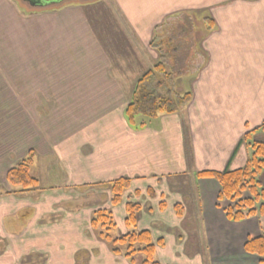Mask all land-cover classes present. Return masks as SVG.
Wrapping results in <instances>:
<instances>
[{
	"label": "crops",
	"instance_id": "crops-1",
	"mask_svg": "<svg viewBox=\"0 0 264 264\" xmlns=\"http://www.w3.org/2000/svg\"><path fill=\"white\" fill-rule=\"evenodd\" d=\"M11 2L0 0V11L15 9ZM98 2L94 6L72 2L32 14V49L20 48L14 70L10 69L14 66L10 55L0 52L2 78L10 71L33 74L32 97H18L21 118L16 143L3 131L9 126L0 121V190H9V168L30 149L39 170L53 158L63 173L56 182L50 166L47 177H40L49 187L24 194H0V264H48L43 257L40 261L29 257L38 247V242L33 246L30 242L47 236L54 240L63 237L66 254L76 258L81 255L85 261L81 264L89 260L105 263L100 257L103 248L107 249L104 243L99 244L105 247L93 248V252L84 246L77 250L69 243L80 231L88 237L90 230L82 226L89 224V213L99 204L78 201L91 194L109 196V192H101L103 187L109 189L103 182L120 177L131 178V189L135 187L136 194L146 195L142 190L153 189L154 176L169 175L185 167L189 161V134V150L195 155L196 168L223 170L247 131L244 123L264 120V102L253 97L250 90L264 82V0H107L110 10ZM200 10L212 16L217 28L197 43L193 38L198 50L191 65L187 57L174 70L180 76L187 68L188 88L193 92L190 105L185 111L148 119L144 127H132L124 110L139 78L153 67L154 58H160V52L151 44L155 32L168 19ZM206 20L203 24L207 27ZM175 37L173 33L165 41L172 44ZM181 44L177 43L175 49ZM133 58H141L146 65L131 61ZM224 60H228L225 69L219 67ZM230 70L236 75L228 77ZM216 83L234 90L233 94L223 91L229 99L222 100L220 114L210 112L211 100H206L210 98L209 90L210 95L216 92L211 89ZM41 105L49 107L40 112ZM244 150L242 145L231 163L233 169L246 163ZM197 183L196 194L186 198L189 223L184 225L185 218L183 228H204L212 253L222 250L218 254L223 264H263L258 257H236L240 249L234 243L242 237L228 231L221 235L217 230L221 223L215 218L221 219L220 208L215 200L214 206H206L205 185H212L216 196L219 183L209 178H199ZM57 185L65 186L59 189ZM175 190L183 203L181 189ZM224 221L228 222L226 217ZM54 228H77L78 232L69 229L60 237L53 230L54 234H42ZM222 236L224 242L215 240ZM180 239L179 247L184 242L183 234ZM106 255L111 262L122 259H114L109 251Z\"/></svg>",
	"mask_w": 264,
	"mask_h": 264
},
{
	"label": "rangeland",
	"instance_id": "rangeland-1",
	"mask_svg": "<svg viewBox=\"0 0 264 264\" xmlns=\"http://www.w3.org/2000/svg\"><path fill=\"white\" fill-rule=\"evenodd\" d=\"M97 1L100 2V3L98 2V4L105 3V7L108 10H110L108 8V5H106L107 0H81V1H77V3L93 4L94 6V4L96 5ZM71 3L72 1L69 2V4ZM10 4L14 5L15 9L12 8L10 11L9 10L0 11V52L2 51L4 52V54L8 53L10 55L9 56L10 63L12 62V64L14 65L10 67V69L14 70L15 68H17L16 64H17V60L19 59V52L21 50L20 48H23L25 50L32 49L33 21L31 17L33 16L32 14H34L36 11H32L30 8L28 9L25 8L24 7L25 5L23 3L19 4L17 0H12ZM96 15L97 14H95V16ZM208 15L209 14L206 13V11H201V10L198 12H190V13H185L183 15L181 14L177 16L175 20L168 19L166 24L162 28H158V30L155 32L154 35L155 40L153 38V41L151 43L152 47L154 49L157 48L159 52L160 49L163 48L165 54L167 51L169 52L166 63L168 68L172 70V72H174V70L180 66V64L178 63L180 62V60L184 61L185 59H188L190 57V59H188V64H190V61H192L194 52L198 50L196 46H194L195 43L193 38L196 39L195 41L197 43L198 40L204 35L205 25L203 24V20ZM23 16H25V18H23ZM26 16L30 18L26 19L27 18ZM173 33L177 36V38L175 37L176 41L172 44L170 43L166 44L167 41L165 40L170 39ZM179 42L182 43L181 47L180 48L176 47L175 49L176 44ZM2 46H4L3 49L1 48ZM149 59H153V58L149 57ZM121 61L122 63H125L124 59H122ZM131 61L137 62L142 60L141 58H133ZM158 61H159L158 57L153 59V67ZM231 61H232V57L230 58V62ZM227 62L228 60H224L220 62L219 67H223L225 69ZM196 66L197 63L194 65L193 68H196ZM152 68H150V70ZM186 69L185 71H181L182 74L180 76H178L179 74H177L175 78L176 79L174 83L175 88L177 91L181 93L188 92L189 90L192 91L190 88H188V86H190V83L188 82L189 78L186 76L185 73L187 72ZM228 74H229L227 75L228 77H232L233 74L236 75L235 71H231V70L229 71ZM32 75H33L32 73H28V72L22 73L20 71L17 72L10 71L6 74H3V78H2V73H0V121H3L2 124L5 123V125L9 126V128H5L3 131H5L7 134H10L11 138L15 143L19 131L18 122L21 118L19 114L20 106L18 104V97L22 95L26 96L27 98H29V96L32 97L31 95L32 90L30 88L31 86L30 83L32 82ZM220 75L223 74L222 73L217 74V76ZM249 82L251 85L252 81ZM224 87L226 86H223V84L219 85V83L218 84L216 83V85L211 88L213 92L215 91L216 92L213 93V95H210V90L208 91L209 95H207V97L210 98L206 100H211L210 101L211 108L208 109L210 112H214V113L218 112L220 114L218 107L222 104L221 103L222 100L229 99L228 96H226L227 94L226 95L223 94V91H225L226 93L229 92L233 94L234 91L233 89L227 90ZM250 90L252 92L251 95L253 97L256 96L257 98L261 99L264 102V82L261 84L259 88H254ZM200 92L202 93V90H200ZM233 96L234 95H232V97ZM223 103L225 104V102ZM29 105L30 104H27L25 106L29 108ZM189 105L190 103L181 111L183 110L185 111ZM39 107H40V112H45V109L48 108L49 106L41 105ZM221 109L223 110V107H221ZM142 119L145 122H148L147 118L140 116L139 121H142ZM263 122L264 120L259 122V119L253 121L248 120L246 123H244V125H246L244 128H246V130L249 131L261 125ZM254 138L256 139L258 138V140H263L264 133L262 134L256 133L253 136V139ZM191 140L192 138L190 137V134L186 136V141H188V150L186 148V159L189 158V161L186 160L185 167H182L181 169H179L178 171L172 174L164 175V176L158 175V176H154V178L151 179V183L153 184V190H154L153 195H151L147 191L142 190V192L146 195L140 196V194L135 193V187H134L133 189H130L128 192L125 193L124 202L121 204V206L118 209L117 206H112L111 204L112 195L109 189L103 187L102 188L103 191L101 192L104 193L109 192L110 193V194L108 193L109 196L106 195L104 197V195L102 196V195L91 194L93 196L84 199L82 201H78V203L83 202L84 205L85 204L91 205L94 204L95 202H99V204L96 205L92 213H89L88 216L89 224L86 226H82V228H88L90 230L91 233L89 232L87 234L88 237L86 236V234L84 235L80 231L78 235H75L73 238L70 239L69 243L74 244L77 250L83 248L84 246L87 247L88 250H90V252H93V248L94 249L97 247L101 248V246H103L99 244L102 242L105 244V246L107 247L111 256L114 257V259L122 258L120 260L117 259V261L115 262H111V260L108 258V255H106L108 251L106 248H103L105 247L103 246L102 247L104 250L103 255H100V257H103L105 263H98V264H141L142 260L144 259V254L142 252L136 253L135 261H133L131 258L126 257L124 255L125 254L124 252L122 254H115L112 250L110 243L106 241L104 238L102 239L101 236L99 235V231L95 230L92 227V219L94 218L95 212L99 210L110 209L114 213V220L116 222V227L110 232L112 238L120 237L122 235L127 234L132 229H136L137 231L150 230L155 241H157L158 239L165 240L164 248H162L161 246H157L156 249L155 256L161 264H223L222 262L223 257L218 254L222 250L219 249L217 253V249H216L217 255L216 253H212L213 249L211 247L210 241L205 240L206 234L204 233V228H201V230L200 228H183L184 225L189 223V220H187L185 216V210L188 205L186 198L187 197L192 198L193 194L194 193L196 194V191L199 186V184L197 183V181L199 180L197 173L199 171H202L196 168L195 155L194 154L192 155L190 152L192 148L191 149L189 148V141L191 142ZM246 144H247L246 142L245 144H243V146L245 147L243 155L246 157V162H247L251 150L250 148H248ZM30 151L33 150L30 149L28 151V154ZM187 151L189 152V156ZM28 154L24 158L28 157ZM21 159L23 158H20L13 166H15ZM47 161L48 163L47 164L45 163L46 166L44 168H41L40 170L38 168L39 164H37L38 161H36V159H33L32 164L30 166V173L39 180V186L37 187L36 190L49 187L48 184L45 183L47 181H41L40 177L41 176L47 177V172L51 169L50 166L53 167L52 173L54 174L56 182L58 181L57 178L59 176L61 177V175L63 174L62 171L58 167H56L53 158L47 159L46 162ZM37 170H39V172H37ZM159 180H161L160 183L158 182ZM263 185H264V178H263ZM64 186L65 185L63 186L57 185L59 189H63ZM8 187L10 190L11 187L9 186V184ZM175 187L181 189L179 191L182 193L184 197L183 203L182 201H180L182 200L180 196L174 194L175 191H177L175 190L176 189ZM136 188H138V186H136ZM205 190H206L205 191L206 195H208L206 196V206L209 205L214 206V202H213L214 200H215V205L217 204L221 205V207H219L218 205L217 206L220 208L219 211H220L221 219H223V221H221L220 218L217 217L215 218L217 222L221 223L220 228H217L220 234L222 235L226 231H228L231 232L234 236H237L238 234L242 237L241 239H239L238 243L236 242L234 243V245H237V247H239L240 249L236 257L253 256V257H258L260 259H264V257L247 253L244 248L248 238L250 237L253 238L258 236L259 234L264 233V218L260 217L259 215H256L250 217L247 220H243L239 222L230 221L227 218L226 219L228 220V222L224 221L226 215L223 211V208L229 205L230 202L229 201L218 202L217 194L215 196L212 185H205ZM90 191L92 193L96 192L92 190ZM197 194L200 193L197 192ZM245 196L249 197V193H245ZM126 202L137 203L141 206L134 227H129L126 223V218H127ZM162 202L166 204L164 208L161 207ZM178 204H180L181 207H176ZM144 208L145 210L143 211ZM194 219L197 220L198 218H194ZM182 221L185 222L184 225ZM69 229H73L76 232H78L77 228H59V229L54 228V229H47V232H43L42 234L46 236L47 233L54 234L53 231H57V234H59L60 237L62 235L60 233L66 234V231H68ZM180 234L184 235V240H183L184 242L182 243L183 245L181 247H179V244L181 243ZM62 238L63 237H60V239L54 240V237L48 238L47 236V237H43L40 241L38 240L35 241L34 243L30 242L32 246L33 244H36V242H38V247L33 254L31 253L29 255V257L32 255L37 261H40L43 257L44 261L48 262V264L83 263L84 260L81 259L82 258L81 255H80L81 257L77 256L76 258V256L74 255L66 254L65 245H62L61 242L64 240V238L63 239ZM224 239L225 238L222 236L220 238H216L215 240L217 242H222V241L224 242ZM62 246H64V251ZM181 249H184L185 251L182 252ZM178 252L180 254H178ZM46 256L49 257V260L46 258ZM91 258L94 259L93 257ZM88 264H94V263H92L89 260Z\"/></svg>",
	"mask_w": 264,
	"mask_h": 264
},
{
	"label": "trees",
	"instance_id": "trees-1",
	"mask_svg": "<svg viewBox=\"0 0 264 264\" xmlns=\"http://www.w3.org/2000/svg\"><path fill=\"white\" fill-rule=\"evenodd\" d=\"M206 19H208L206 20L208 26H205L202 38L217 28L210 14ZM168 53L167 51L165 54L161 48L159 61L140 77L136 84L133 97L124 110L126 120L132 127L140 128L147 124L145 121H139L140 116L151 120L164 114H173L181 111L193 99L192 91L181 93L176 90L174 83L178 73L168 68L166 63ZM256 133H264V122L241 137L224 170H202L197 173L199 178L218 181L220 191L217 200L218 202H230L223 208L226 218L230 221L239 222L256 215L264 218V139H253ZM245 142L251 150L249 159L244 166L231 169L232 161ZM33 159L34 152L30 151L28 157L21 159L9 169L7 181L11 188L6 193L24 194L37 189L39 180L30 173ZM103 183L110 188L112 205L118 206L122 203L125 193L131 188L132 179L121 177ZM148 193L153 195L154 190L149 189ZM245 193H249V197L245 196ZM165 206L166 204L162 202L161 207ZM176 207L181 206L178 204ZM140 209L141 206L137 203H126V223L129 227L135 226ZM92 227L99 231L102 239L110 243L115 254L124 252L126 257L135 261L136 253L142 252L144 259L141 264H161L155 255L157 246H164V240L155 241L150 230L132 229L125 235L112 238L110 232L116 227V222L114 213L110 209L96 211L92 219ZM244 248L249 254L264 257V233L248 238ZM261 262L264 264V259Z\"/></svg>",
	"mask_w": 264,
	"mask_h": 264
},
{
	"label": "flooded vegetation",
	"instance_id": "flooded-vegetation-1",
	"mask_svg": "<svg viewBox=\"0 0 264 264\" xmlns=\"http://www.w3.org/2000/svg\"><path fill=\"white\" fill-rule=\"evenodd\" d=\"M18 1V3L19 4H21V3H23L25 6V8H30L32 11H39V10H47V9H52V8H54V7H58V6H61V5H64V4H68L69 2H77V1H81V0H17ZM34 2H41V3H45V4H47V6L45 7V8H35V7H33V4H34ZM231 167V166H230ZM242 167V166H241ZM226 168V167H225ZM224 168V169H225ZM223 169V170H224ZM232 169V168H231ZM121 178V177H120ZM129 178V177H128ZM118 179V178H117ZM131 179V178H130ZM113 180H115V179H113ZM111 181V180H110ZM133 181V180H132ZM218 182V181H217ZM132 184L133 183H131V188H132ZM130 188V189H131ZM129 189V190H130ZM109 190H110V188H109ZM128 190V191H129ZM127 191V192H128ZM7 191H3V190H0V194H8V193H6ZM110 193H111V191H110ZM12 194V193H11ZM17 195V194H16ZM112 195V194H111ZM124 202V198H123V201H122V203ZM121 203V204H122ZM127 203V202H126ZM111 204H112V202H111ZM120 204V205H121ZM113 206V205H112ZM119 206V205H118Z\"/></svg>",
	"mask_w": 264,
	"mask_h": 264
},
{
	"label": "water",
	"instance_id": "water-1",
	"mask_svg": "<svg viewBox=\"0 0 264 264\" xmlns=\"http://www.w3.org/2000/svg\"><path fill=\"white\" fill-rule=\"evenodd\" d=\"M47 4L41 2H34L33 7L35 8H45Z\"/></svg>",
	"mask_w": 264,
	"mask_h": 264
}]
</instances>
